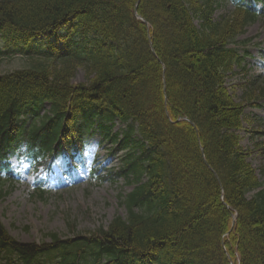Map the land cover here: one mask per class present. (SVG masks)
I'll list each match as a JSON object with an SVG mask.
<instances>
[{
  "label": "trees",
  "instance_id": "1",
  "mask_svg": "<svg viewBox=\"0 0 264 264\" xmlns=\"http://www.w3.org/2000/svg\"><path fill=\"white\" fill-rule=\"evenodd\" d=\"M260 1L233 0L235 11L215 19L216 0H141L153 53L137 0H0V57L28 59L0 74V171L27 135L45 155L62 144L72 117L73 127L101 117L111 141L129 148L116 176L134 185L121 197L126 216L107 228L27 243L0 222V264H230L235 252L239 264H264V182L249 161L264 158V131L253 129L259 139L247 149L238 134L264 81L241 84L242 101L226 85ZM43 32L56 42L31 45ZM79 69L86 81L73 87ZM116 120L125 127L112 133Z\"/></svg>",
  "mask_w": 264,
  "mask_h": 264
},
{
  "label": "rangeland",
  "instance_id": "2",
  "mask_svg": "<svg viewBox=\"0 0 264 264\" xmlns=\"http://www.w3.org/2000/svg\"><path fill=\"white\" fill-rule=\"evenodd\" d=\"M222 4L217 9L214 17L220 18L234 11L229 1L219 0ZM258 36L254 42H261L258 48H264V16L260 17L254 24L249 25L246 33L240 39ZM259 45V44H257ZM256 46V45H255ZM252 46L251 51L254 56L248 59V67H251L250 74L262 72L259 64L261 58ZM27 63V59L21 56L0 59V74L22 67ZM83 73H79L75 81H82ZM234 82L241 81L242 74L234 76ZM229 83H232L229 80ZM240 91H238V95ZM247 112L256 113L259 118L264 120V107H249ZM242 143L245 147L251 146L252 140L247 131L242 130ZM97 137H93L89 147L85 152L89 160L95 152L98 153L95 163L101 171V175H106L104 169H118L121 163V152L111 155L106 146H97ZM254 167L261 180L264 182V172L261 170V159L251 158ZM22 167V166H21ZM34 175L28 180H21L14 183V188L9 194L0 201V219L9 233L21 241L42 242L47 240L46 235L50 232L58 233L61 236L71 234L70 228L75 226L77 231H94L98 227L107 226L113 216L124 214L119 205V194L127 193L131 190L122 179H84L81 182L68 187H53L44 198L33 194L31 181ZM6 188H10L6 185ZM233 262L234 260L231 259Z\"/></svg>",
  "mask_w": 264,
  "mask_h": 264
}]
</instances>
